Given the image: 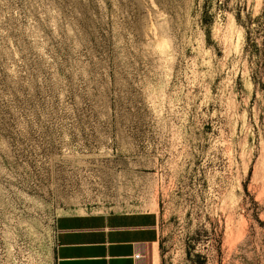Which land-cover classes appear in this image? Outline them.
I'll list each match as a JSON object with an SVG mask.
<instances>
[{"label": "rangeland", "instance_id": "rangeland-1", "mask_svg": "<svg viewBox=\"0 0 264 264\" xmlns=\"http://www.w3.org/2000/svg\"><path fill=\"white\" fill-rule=\"evenodd\" d=\"M125 213L149 261L264 264V0H0V264Z\"/></svg>", "mask_w": 264, "mask_h": 264}, {"label": "crops", "instance_id": "crops-1", "mask_svg": "<svg viewBox=\"0 0 264 264\" xmlns=\"http://www.w3.org/2000/svg\"><path fill=\"white\" fill-rule=\"evenodd\" d=\"M158 244L157 220L140 213L65 214L55 224V264H161L146 258Z\"/></svg>", "mask_w": 264, "mask_h": 264}, {"label": "built area", "instance_id": "built-area-1", "mask_svg": "<svg viewBox=\"0 0 264 264\" xmlns=\"http://www.w3.org/2000/svg\"><path fill=\"white\" fill-rule=\"evenodd\" d=\"M141 258H143V255L140 254V253H137V254H136V259H141Z\"/></svg>", "mask_w": 264, "mask_h": 264}]
</instances>
